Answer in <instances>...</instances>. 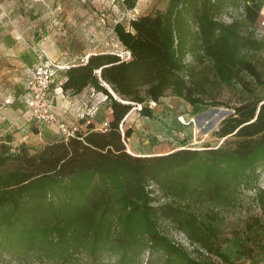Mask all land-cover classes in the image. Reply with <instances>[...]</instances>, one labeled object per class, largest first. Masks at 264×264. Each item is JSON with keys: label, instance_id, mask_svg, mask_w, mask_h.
I'll list each match as a JSON object with an SVG mask.
<instances>
[{"label": "trees", "instance_id": "1", "mask_svg": "<svg viewBox=\"0 0 264 264\" xmlns=\"http://www.w3.org/2000/svg\"><path fill=\"white\" fill-rule=\"evenodd\" d=\"M135 1L123 0L129 9ZM262 8L264 0H166L112 25L118 49L59 69L62 91L102 93L111 117L35 149L0 136V264H264V221H246L233 258L214 221L245 191L264 209V37L254 34ZM231 10L239 15L223 20ZM218 86L240 91L216 130L219 145L126 149L132 107L151 117L143 102L166 93L217 105Z\"/></svg>", "mask_w": 264, "mask_h": 264}, {"label": "rangeland", "instance_id": "2", "mask_svg": "<svg viewBox=\"0 0 264 264\" xmlns=\"http://www.w3.org/2000/svg\"><path fill=\"white\" fill-rule=\"evenodd\" d=\"M165 1L136 0L134 6L129 9L123 0H64L58 9H49L44 12L48 20L50 19L46 26L2 28L1 34L9 33L12 34V38H23L19 47L30 48L38 56L45 51L51 62L66 67L78 62L81 57L84 58L85 53L118 49V44L112 34V25L116 21L127 22L131 16L162 9ZM238 15V10H231L224 14L222 19L228 21ZM263 18L264 8L260 11L255 23L256 37H264ZM0 45L8 47L6 43ZM24 77L25 75H20V78ZM60 79V72L57 71L52 86L58 85ZM7 92L3 80L0 81V116L4 115L7 119L14 113L23 115L20 109L14 113L5 111L4 94ZM214 92L217 95V105L207 103L192 105L183 98L170 93L159 97L157 101L147 98L143 104L151 109V117L141 115L137 111L138 105H135L125 121L126 125L132 127L130 137L125 140L126 149L132 153L147 155L164 153L169 149L179 147L202 148L219 145L222 138L216 136V130L222 118L232 111L230 107L238 103L240 91L238 86H218ZM68 93L69 97H72L73 94ZM91 93L92 91L86 88L79 93L80 95H76V98L80 102L81 97H90ZM94 94L92 100H94L95 108L92 110L95 111L100 106L106 111L108 103L104 95L100 92H94ZM179 117L183 118V122ZM1 127L2 124H0V129ZM10 128L18 132V134H11L13 144L24 142L31 149L38 147L39 144L36 141L38 137H42V134H34L37 132L34 126L23 125ZM29 128L33 134H27ZM3 135L0 134V136ZM257 184L264 189V171L259 173ZM252 217H258L264 221V209L258 207L253 191H245L236 206L222 210L214 220L216 230L222 240L221 248L232 258L240 242L238 236L241 235L246 221ZM165 231L171 239L189 247L184 234L172 229Z\"/></svg>", "mask_w": 264, "mask_h": 264}, {"label": "crops", "instance_id": "3", "mask_svg": "<svg viewBox=\"0 0 264 264\" xmlns=\"http://www.w3.org/2000/svg\"><path fill=\"white\" fill-rule=\"evenodd\" d=\"M63 1L64 0H0V44H8V47L6 45H0V81L3 80L4 86L8 91L4 96L10 95L13 98L12 104L3 105V107L5 111H12V113L20 109L23 114L14 113L12 117L7 119L4 115L0 116V124H2L0 134H18L17 131L11 130L10 127L12 126H34L37 129V132L34 134H42V137H38L36 141L39 144L37 148L48 142L47 140L50 141L54 139L55 136L58 137V133L53 126L36 124L30 119L25 110L24 101L21 98L25 89L27 72L32 65L39 61V56L30 48L19 47L23 38H12V34L9 33L1 34V29L20 27L39 28L46 26L50 19L48 20V16L44 12H47L49 9H58L59 6L63 4ZM11 44H13V46H11ZM90 53L92 52L85 53L84 58L81 57L80 59H85ZM47 58L49 59L48 54ZM21 74L25 75V77L20 78ZM88 89L92 91L91 88ZM76 95L80 94H73L72 97H69V93L62 91L58 85L52 87L50 96L59 117L67 122L78 123L79 127L83 130L86 129L87 124H92L95 129H101L111 117L110 109L108 108L104 111L100 106L95 111L89 109L91 106L95 108L94 100H92L93 95H95L94 92L91 93L90 97H81L82 99L80 102L76 98ZM81 118L85 120L80 122ZM28 131L29 133L27 134H33L30 128ZM170 150L172 149L165 152Z\"/></svg>", "mask_w": 264, "mask_h": 264}, {"label": "built area", "instance_id": "4", "mask_svg": "<svg viewBox=\"0 0 264 264\" xmlns=\"http://www.w3.org/2000/svg\"><path fill=\"white\" fill-rule=\"evenodd\" d=\"M64 66L54 64L47 58L45 51L39 55V61L32 65L26 75L25 89L21 98L24 101L25 110L30 119L36 124H47L55 128L60 136H71L76 134L79 125L76 122H67L61 119L54 108L50 92L56 73ZM10 95L4 97V104H12ZM140 108V106L138 105ZM91 106L89 109H93ZM183 122V118L179 117Z\"/></svg>", "mask_w": 264, "mask_h": 264}, {"label": "water", "instance_id": "5", "mask_svg": "<svg viewBox=\"0 0 264 264\" xmlns=\"http://www.w3.org/2000/svg\"><path fill=\"white\" fill-rule=\"evenodd\" d=\"M108 91L114 96V94H113V92H112V90L111 89H108Z\"/></svg>", "mask_w": 264, "mask_h": 264}]
</instances>
